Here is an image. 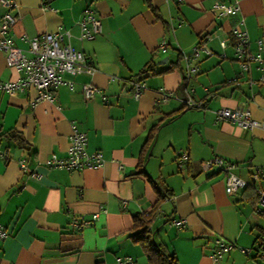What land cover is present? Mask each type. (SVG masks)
<instances>
[{
    "label": "crops",
    "instance_id": "0c3cea01",
    "mask_svg": "<svg viewBox=\"0 0 264 264\" xmlns=\"http://www.w3.org/2000/svg\"><path fill=\"white\" fill-rule=\"evenodd\" d=\"M12 1L16 21L7 36L16 46L28 47L23 36L67 31L94 71L64 73L53 102L34 103L33 87L0 90V223L8 232L0 239V264H116L125 256L148 264L131 234L134 215L151 211L148 229L177 264H264L257 255L264 250V208L242 189L226 193V173L203 166L221 156L236 164L234 172L255 193L264 189V129L216 120L214 113L246 105L253 119L264 120V82L254 64L240 73L231 32L245 28L256 50L255 40L264 39V0ZM216 1L238 9L221 15ZM87 7L102 30L81 39ZM4 11L0 3V17ZM203 34L212 52L200 55L197 72L186 80L181 52ZM146 64L151 68L142 71ZM21 76L0 50V81ZM135 81L143 84L138 98ZM87 82L101 89L92 98L82 93ZM161 91L167 99H160ZM189 98L201 105H188ZM71 121L86 134V150L101 152V166L45 164L52 153L66 155ZM183 153L187 158L178 166ZM256 167L261 172L254 175ZM156 186L168 194L160 198ZM172 218H184L185 225H173ZM217 236L234 245L215 262Z\"/></svg>",
    "mask_w": 264,
    "mask_h": 264
},
{
    "label": "built area",
    "instance_id": "2783aa9c",
    "mask_svg": "<svg viewBox=\"0 0 264 264\" xmlns=\"http://www.w3.org/2000/svg\"><path fill=\"white\" fill-rule=\"evenodd\" d=\"M179 3L181 0H174ZM1 5L5 7V11L0 17V50L6 52V63L22 72V76L15 81H0V90L4 93H15L26 87H33L37 90V94L33 100L34 103L45 101L53 102L55 100V90L64 83L63 74H74L80 70L92 73L94 67L85 57L82 49L76 48L69 42V33L67 31L55 30L42 32L34 37H22L28 42V47L22 49L16 46L12 39L7 36L8 31L16 21V16L10 11L14 7L12 0H0ZM214 10H218L221 15H229L236 12L238 6L236 3L228 4L216 1L213 5ZM81 39H92L96 34L101 32L100 19L93 13L90 7H87L86 13L80 21ZM232 44L235 53V59L239 64L240 73L250 69L251 64L259 71L258 80L264 82V39L255 40L256 50L249 47V36L245 28L233 27ZM208 34H203L199 41L188 52H181L184 61V77L189 79L191 75L197 72V59L202 53L210 54L212 51L206 46ZM221 46H225V40H220ZM70 85V83L68 82ZM143 84L135 81L132 87V94L138 98L141 94ZM101 89L89 82L82 84V93L85 98H92L94 94L100 92ZM160 99L165 100L168 93L161 91ZM104 98V96H103ZM187 104L190 106H200L201 102L188 99ZM216 120H228L247 129L261 128L264 129V120H256L251 117L249 107L246 105L237 107H219L215 109ZM71 132L69 134V146L64 157H60L55 153L49 155L45 160V164L49 167L66 168L68 170H80L84 168L99 167L103 164V157L99 150H86V134L79 130L76 124L71 121ZM0 150V155H2ZM178 160V166H181L187 154L183 153ZM20 169L24 171L25 161H19ZM212 165L217 166L226 173L225 191L228 194H237L246 185V180L238 176L234 169L236 164L221 156H214L203 162L205 168ZM261 172V168L256 167L254 175ZM257 206L264 208V189L256 190ZM96 218V214L92 215ZM83 223H86L84 219ZM81 221V222H82ZM173 225L182 227L185 225L184 218H172ZM73 225H81L76 220L72 221ZM8 235L7 230L0 223V239ZM215 250L212 253L213 260L217 262L222 255L233 247L234 244L225 240L221 236L214 238ZM240 250L247 254L250 250L248 247H242ZM258 257L264 261V250L257 252ZM116 264H132L130 256L116 257Z\"/></svg>",
    "mask_w": 264,
    "mask_h": 264
},
{
    "label": "trees",
    "instance_id": "16d2710c",
    "mask_svg": "<svg viewBox=\"0 0 264 264\" xmlns=\"http://www.w3.org/2000/svg\"><path fill=\"white\" fill-rule=\"evenodd\" d=\"M151 66L146 64L142 71L149 70ZM160 198L163 194H168L165 189H159ZM164 192V193H163ZM241 194H245L248 200L252 204L256 203L257 194L255 193V187L252 183H247V185L242 189ZM153 216V211L149 212L147 215L145 213H139L134 215L133 219V232L132 236L135 237L136 241L139 242L142 247L146 260L148 264H177L175 254L169 250L168 245L156 238L155 231L148 229Z\"/></svg>",
    "mask_w": 264,
    "mask_h": 264
},
{
    "label": "rangeland",
    "instance_id": "374dc122",
    "mask_svg": "<svg viewBox=\"0 0 264 264\" xmlns=\"http://www.w3.org/2000/svg\"><path fill=\"white\" fill-rule=\"evenodd\" d=\"M262 163H264V162H262Z\"/></svg>",
    "mask_w": 264,
    "mask_h": 264
}]
</instances>
